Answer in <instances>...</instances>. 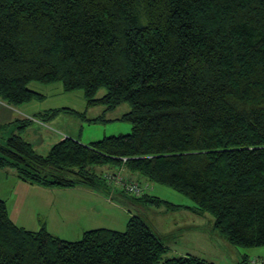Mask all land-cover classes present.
Segmentation results:
<instances>
[{
	"label": "trees",
	"instance_id": "obj_1",
	"mask_svg": "<svg viewBox=\"0 0 264 264\" xmlns=\"http://www.w3.org/2000/svg\"><path fill=\"white\" fill-rule=\"evenodd\" d=\"M32 81H62L110 107L127 101L132 131L66 137L47 154L14 134L0 142V166L110 194L92 166L125 165L189 196L231 244L264 246V0H0V98L32 101ZM166 251L139 215L71 241L17 225L0 198V264H213Z\"/></svg>",
	"mask_w": 264,
	"mask_h": 264
},
{
	"label": "rangeland",
	"instance_id": "obj_2",
	"mask_svg": "<svg viewBox=\"0 0 264 264\" xmlns=\"http://www.w3.org/2000/svg\"><path fill=\"white\" fill-rule=\"evenodd\" d=\"M29 87L39 95L27 103L11 104L14 112L8 121L10 115L0 109V142L19 134L31 141L39 153L47 154L49 135H66L89 144L132 131V123L124 119L131 110L127 101L114 107L104 101H90L83 89L67 91L62 81H32ZM106 92L103 86L95 97ZM0 101L5 102L1 98ZM23 124L26 127H21ZM111 169L110 163L92 166L99 175ZM131 172L141 175L144 192L158 197L160 203L134 201V196L124 194V190H120L113 201H107L108 194L83 185L44 186L24 180L16 166L10 164L0 166V198L6 201L9 215L17 225L34 231L46 227L54 235L71 241L80 240L90 229L125 230L131 216L139 215L162 238L167 247L165 258L194 255L213 264H242L245 256L250 260H264V246L231 244L215 228L214 216L194 208L196 204L189 196L171 186L148 180L140 172Z\"/></svg>",
	"mask_w": 264,
	"mask_h": 264
},
{
	"label": "crops",
	"instance_id": "obj_3",
	"mask_svg": "<svg viewBox=\"0 0 264 264\" xmlns=\"http://www.w3.org/2000/svg\"><path fill=\"white\" fill-rule=\"evenodd\" d=\"M10 106H11V104L6 103V101H5V102L0 101V109L2 110V112H3L4 114L7 113L8 115H10V117L7 118L6 121H8V120L12 117L13 112H14V110H13L12 107H10ZM39 125L42 126L41 123H39ZM57 136H59V137H57ZM66 137H69V136H66V135H63V136L56 135V136H55V134H54V135H49V137H48L46 140H47V142H48V144H49V147H51L53 144H55V143H57V142L63 140V139L66 138ZM30 142H31V141H30ZM41 142L43 143L44 141L42 140ZM41 142H38V143H41ZM86 143H87V142H86ZM110 165H112V169H111L112 171H120L121 174H123V175H126V174H127L128 177H130V178L136 180L137 182H139V183L142 185V182H141V181H143L144 179L141 177V175L136 174V173H133V172H131V171H128V169L126 168L125 165L116 166V165L111 164V163H110ZM113 184H114V185H113ZM110 187H111V189H112L113 191H111V193L108 194V195H109V198L106 199L107 201H110V199H111V200H112V199L114 200V198H115L116 195L120 192V190H124V189H125L121 184H115V183H112ZM113 200H112V201H113ZM122 201H124V200L121 199V202H120V203H122ZM250 259H251V258H250L249 256H245V257L243 258V260H242V264H246V263H248V261H249Z\"/></svg>",
	"mask_w": 264,
	"mask_h": 264
},
{
	"label": "built area",
	"instance_id": "obj_4",
	"mask_svg": "<svg viewBox=\"0 0 264 264\" xmlns=\"http://www.w3.org/2000/svg\"><path fill=\"white\" fill-rule=\"evenodd\" d=\"M105 176L110 179L113 183L121 184L128 192L132 194L141 195L144 193V188L139 182L121 174L120 171H109L106 172ZM248 264H264V260L261 258H255L253 260H250Z\"/></svg>",
	"mask_w": 264,
	"mask_h": 264
}]
</instances>
